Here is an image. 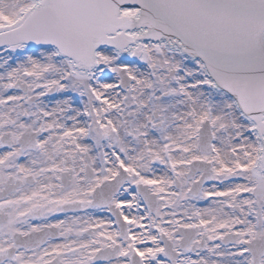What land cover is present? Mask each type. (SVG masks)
Returning a JSON list of instances; mask_svg holds the SVG:
<instances>
[{"label":"snow or ice","instance_id":"obj_1","mask_svg":"<svg viewBox=\"0 0 264 264\" xmlns=\"http://www.w3.org/2000/svg\"><path fill=\"white\" fill-rule=\"evenodd\" d=\"M0 264H264V0H0Z\"/></svg>","mask_w":264,"mask_h":264}]
</instances>
